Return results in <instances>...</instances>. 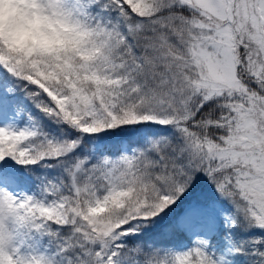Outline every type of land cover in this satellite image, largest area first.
<instances>
[{"label":"snow or ice","instance_id":"obj_1","mask_svg":"<svg viewBox=\"0 0 264 264\" xmlns=\"http://www.w3.org/2000/svg\"><path fill=\"white\" fill-rule=\"evenodd\" d=\"M14 2L0 264H264V0Z\"/></svg>","mask_w":264,"mask_h":264},{"label":"clouds","instance_id":"obj_2","mask_svg":"<svg viewBox=\"0 0 264 264\" xmlns=\"http://www.w3.org/2000/svg\"><path fill=\"white\" fill-rule=\"evenodd\" d=\"M20 11L21 6L15 3L14 0H2V2H0V19L7 20Z\"/></svg>","mask_w":264,"mask_h":264}]
</instances>
